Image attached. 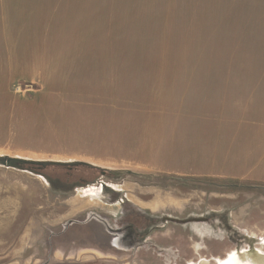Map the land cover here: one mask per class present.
<instances>
[{"label":"rangeland","instance_id":"1","mask_svg":"<svg viewBox=\"0 0 264 264\" xmlns=\"http://www.w3.org/2000/svg\"><path fill=\"white\" fill-rule=\"evenodd\" d=\"M0 49V264H264V0H0Z\"/></svg>","mask_w":264,"mask_h":264},{"label":"crops","instance_id":"2","mask_svg":"<svg viewBox=\"0 0 264 264\" xmlns=\"http://www.w3.org/2000/svg\"><path fill=\"white\" fill-rule=\"evenodd\" d=\"M17 49H18V46H9L7 49L5 48V50L6 51H8V54H6L5 53V60H7V61H10V60H13L14 59V57H15V51H17ZM1 50V49H0ZM10 53H12L11 54V57H10ZM19 55V54H18ZM1 59V58H0ZM262 125L263 124H254V125H252L251 126V128H248V129H250V130H256V131H264V129H263V127H262ZM239 137L241 138V136H239V134H237V137H236V139H235V141H239ZM246 137H249V136H245L244 138H246ZM254 141H257V135L256 134H252L251 136H250ZM218 137H214L213 138V142H217V144H215V146H213L214 145V143L212 144V146L213 147H215V149L214 150H218V148H222L221 146H223V144H224V139L222 138H220V139H217ZM243 138V139H244ZM217 139V140H216ZM242 139V140H243ZM222 142H223V144H222ZM204 145V144H203ZM205 146V145H204ZM245 148H244V150L246 149V148H248L249 146H244ZM225 161V160H224ZM214 170H215V166L213 165V164H211L210 166H208L206 169H202L201 171H203V172H200V173H197L198 175H206V174H211V175H213L214 174ZM245 177H251V175H245ZM253 177H255V176H253ZM264 179V178H263Z\"/></svg>","mask_w":264,"mask_h":264},{"label":"trees","instance_id":"3","mask_svg":"<svg viewBox=\"0 0 264 264\" xmlns=\"http://www.w3.org/2000/svg\"><path fill=\"white\" fill-rule=\"evenodd\" d=\"M20 164H23L25 167H28L29 169H31V170H33V171H36V172H39V173H43V172H45V169H47V168H45L44 166H42V167H40V165L39 164H37V163H27V162H25V163H21L20 162ZM56 165H53V167H55ZM49 167V166H48ZM56 167H58L59 168V166H56ZM69 170V169H68ZM43 174H45V173H43Z\"/></svg>","mask_w":264,"mask_h":264},{"label":"flooded vegetation","instance_id":"4","mask_svg":"<svg viewBox=\"0 0 264 264\" xmlns=\"http://www.w3.org/2000/svg\"><path fill=\"white\" fill-rule=\"evenodd\" d=\"M240 256H242V255H238V256H230L227 260H219V263L220 264H239L238 262H240L241 261V257ZM245 256V257H244ZM243 260L245 259V258H247L248 257V255H245V254H243ZM242 263V262H241Z\"/></svg>","mask_w":264,"mask_h":264},{"label":"bare ground","instance_id":"5","mask_svg":"<svg viewBox=\"0 0 264 264\" xmlns=\"http://www.w3.org/2000/svg\"><path fill=\"white\" fill-rule=\"evenodd\" d=\"M250 255V254H249ZM242 259H241V261L240 262H238L239 264H241V262L243 263L245 260H247L248 258H245L244 260H243V258L245 257H243V255L242 256H240ZM251 264V263H250ZM258 264V263H257Z\"/></svg>","mask_w":264,"mask_h":264},{"label":"water","instance_id":"6","mask_svg":"<svg viewBox=\"0 0 264 264\" xmlns=\"http://www.w3.org/2000/svg\"><path fill=\"white\" fill-rule=\"evenodd\" d=\"M22 162H27V161H22Z\"/></svg>","mask_w":264,"mask_h":264}]
</instances>
